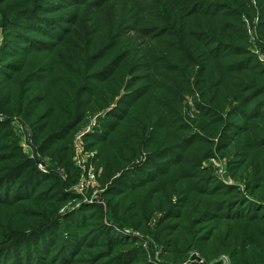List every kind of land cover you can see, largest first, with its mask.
Returning a JSON list of instances; mask_svg holds the SVG:
<instances>
[{
	"label": "rangeland",
	"instance_id": "obj_1",
	"mask_svg": "<svg viewBox=\"0 0 264 264\" xmlns=\"http://www.w3.org/2000/svg\"><path fill=\"white\" fill-rule=\"evenodd\" d=\"M194 253L264 264V0H0V264Z\"/></svg>",
	"mask_w": 264,
	"mask_h": 264
},
{
	"label": "trees",
	"instance_id": "obj_2",
	"mask_svg": "<svg viewBox=\"0 0 264 264\" xmlns=\"http://www.w3.org/2000/svg\"><path fill=\"white\" fill-rule=\"evenodd\" d=\"M20 167H21L20 170L29 169L32 172H34L36 170V168H35L36 167V162L35 161H33V162L28 161V162L24 163V165H21Z\"/></svg>",
	"mask_w": 264,
	"mask_h": 264
},
{
	"label": "water",
	"instance_id": "obj_3",
	"mask_svg": "<svg viewBox=\"0 0 264 264\" xmlns=\"http://www.w3.org/2000/svg\"><path fill=\"white\" fill-rule=\"evenodd\" d=\"M40 161V160H39ZM201 262L202 261V257H200L197 253H194L190 256L188 263H193V262Z\"/></svg>",
	"mask_w": 264,
	"mask_h": 264
}]
</instances>
